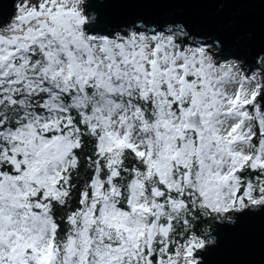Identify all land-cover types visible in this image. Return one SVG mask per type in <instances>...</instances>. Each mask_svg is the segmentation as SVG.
I'll return each instance as SVG.
<instances>
[{
    "label": "snow or ice",
    "instance_id": "obj_1",
    "mask_svg": "<svg viewBox=\"0 0 264 264\" xmlns=\"http://www.w3.org/2000/svg\"><path fill=\"white\" fill-rule=\"evenodd\" d=\"M0 264H264V0H0Z\"/></svg>",
    "mask_w": 264,
    "mask_h": 264
}]
</instances>
